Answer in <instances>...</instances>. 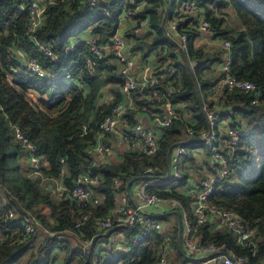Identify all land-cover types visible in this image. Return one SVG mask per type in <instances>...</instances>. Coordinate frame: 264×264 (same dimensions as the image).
<instances>
[{"label":"trees","instance_id":"1","mask_svg":"<svg viewBox=\"0 0 264 264\" xmlns=\"http://www.w3.org/2000/svg\"><path fill=\"white\" fill-rule=\"evenodd\" d=\"M32 1L0 0V264H52L58 252L65 254L63 264H155L154 257L161 244L157 234L148 235L140 246L131 248L126 254L114 252L112 248L103 249L98 255L99 261L95 262L96 245L89 250L83 248V243L95 234L92 222H87L81 230H73L74 216L78 215L79 210L67 192L57 197L48 187L52 185L55 189V181L62 178L64 185L72 189L77 176L90 170L101 178L100 183L93 187L101 203L95 207L87 205L83 212L93 216L107 215L115 206V178L121 181V191H125L129 182L135 178L161 179L166 175L167 152L171 147L186 143L189 153L197 147L193 144L194 139L188 137L191 139L188 141L183 138L189 125L180 120L161 128L160 150L153 157L132 152L126 154L118 165H92L89 150L96 144L101 120L122 100L121 87L125 79L111 56L96 61L95 71H87L85 66L90 52L83 35L90 31V35L97 36L102 42L114 36L118 18L108 16L106 12L111 15L115 4L107 2L103 10L83 7L80 0H39L53 3L46 8L42 25L33 34L34 39H31L26 32L28 13L19 6H28ZM145 1L147 4L137 18L148 19L149 31L144 37L129 34L128 38L135 40V50H145L143 58H146L149 51L164 45L158 54L157 63L170 59L176 72L158 90L163 92L170 87L181 88L180 93L172 95L171 103L186 105L197 124L189 128H204L206 119L198 87L215 85L201 77V70L215 61V58H211L206 50L194 46L197 35L190 32V56L201 61L195 78L187 62L173 53L175 41L162 26L160 16L163 0ZM207 2L217 9L216 15L207 7L216 38L228 39L232 43V75L236 79L254 82L263 94L262 100L252 105L249 95L236 90L223 91L222 98L230 108L229 113L223 116L233 119L232 127H240L236 121L238 116L247 119L253 132L242 138L241 146L235 153L230 177L218 182L210 196V201L215 205L233 210L244 225L255 228L256 235L252 240L254 245H238L232 234L214 228L209 222L196 225V219L190 211V197L176 191V188L186 183L188 174H183L182 181H168L161 186L150 187L149 190L182 202L190 221L197 227L196 235L201 238L202 245H225L227 249L246 256L251 263L256 264L264 262V0ZM227 8H232L237 17L238 23L235 25L226 22L227 14L222 10ZM76 39L80 41L73 45ZM150 39L152 41L148 42ZM39 44L49 46L56 58L42 55ZM71 46L72 50H69ZM16 47L24 48L28 56L37 58L49 72V77L20 75V81H9L11 68L19 66V61L13 56ZM218 54L221 59V53ZM216 57L217 61L218 55ZM75 65L80 66L86 91L80 90L76 84L64 80L60 75L65 70L75 74ZM107 86L111 87L113 98L109 102L100 103L104 87ZM30 93L35 95V99L28 97ZM146 93L149 90L142 95ZM16 127L36 147V155L41 161V174L48 179L44 186H39L38 179L26 173L32 171V166L27 150L15 136ZM186 156L191 159L190 155ZM22 158L28 161L27 167L22 164ZM61 160L64 162L61 163ZM150 166L154 168L152 173L147 170ZM62 168L65 170L64 176L61 174ZM9 210L18 218L35 216L44 227L60 236L34 235L26 239L23 228L7 219ZM154 217L163 224L171 217L175 219L170 236L174 256L167 264H189L192 258L179 249L176 216L163 214ZM112 232L122 233L129 243L131 235L135 233L127 228Z\"/></svg>","mask_w":264,"mask_h":264},{"label":"built area","instance_id":"2","mask_svg":"<svg viewBox=\"0 0 264 264\" xmlns=\"http://www.w3.org/2000/svg\"><path fill=\"white\" fill-rule=\"evenodd\" d=\"M118 1V0H117ZM107 2L113 0H80L83 7L92 9L102 8ZM161 18L162 26L166 29L172 40L175 41L174 53L185 60L189 65L192 74L197 76V68L201 61L193 59L189 53V36L190 32L195 33L201 40L207 41L205 50H217L221 53L222 74L209 90V94L200 91L199 99L202 111L206 119L204 128H189L187 137L194 139L193 144L204 146L206 153L210 155L215 168V173L212 177L204 178L199 181L197 187L192 188V184L188 181L176 188L180 193H186L192 202L190 203V211L196 219V225L201 226L206 222L218 224V228L224 229L235 237L236 243L240 246H248L253 243V238L256 235L255 228H250L243 224L237 214L231 210L218 207L210 201V196L213 194L215 185L228 179L231 175L233 164L235 163V153L241 146L242 138L249 136L252 133L251 128L229 127L223 130L221 127V114L215 109L214 102L218 99V93L225 90L240 91L244 95H249L250 104H258L263 97L259 86L249 80L236 79L231 72L232 43L228 39L219 40L216 38V33L212 23L209 20V9L217 13V9L213 4L207 3V0H163ZM53 2H41L39 0L32 1L28 6L20 5L21 10L27 11L28 22L26 32L31 39H34V33L42 25L43 16L46 8ZM207 3V5H205ZM119 6H122L120 14L117 10L112 11L108 16H117L121 18H133L135 16V24L131 29V35L138 37L149 28L148 19H138L137 14L141 11V4L135 0H120ZM89 48L90 58L86 61L87 71H95L97 66L96 61H103L108 56L118 67L120 75L125 79L121 87L122 94L127 95L131 92L144 93L149 90L152 95L153 102L164 107L166 112L161 117L154 118L159 128H166L175 121H180L182 118L179 113L173 110V104L170 98L175 93H180L181 88L170 87L163 92L158 90V87L168 82L169 76L176 72V68L171 64L170 59H165L162 62L156 63L155 74L147 82H137L131 75V70L136 66V60L129 56V40L124 34L118 31L108 41H100L97 36L89 35L85 39ZM76 45L75 43H72ZM72 50V46L69 48ZM39 51L46 57L56 58L51 48L46 45L39 44ZM13 56L19 61V66L13 67L8 75V80L11 82L20 81V75H36L41 78L49 77V72L43 68L41 63L35 57H30L24 48L18 49L13 53ZM109 64V63H107ZM76 66V65H75ZM148 64L144 65L143 70H148ZM80 66L75 67V74L71 71H63L60 75L64 80L72 82L82 91H86V85L83 81ZM29 98H34L35 95L30 93ZM126 114V105L120 101L113 106L110 111L104 116L99 124V133L96 138V143L99 136L103 134L119 133L123 141L129 148L139 155L146 157L155 156L160 150L159 135H156L151 130L146 129L142 124L136 123L128 126L124 131H119L118 124L121 118ZM193 125H197L194 123ZM15 136L21 141L22 146L27 150L29 162L32 166L30 177L37 178L39 186H44L47 178L41 174L40 159L36 155L35 145L21 132L19 128H15ZM108 148L101 143H97L89 150L90 156H104L108 152ZM187 153V144L180 143L172 148L169 161L167 163L166 177L158 182L148 179L141 182L139 185H133L130 190L125 193L120 190L121 181L115 178L113 181L117 196L114 201V208L104 216H93L91 213L83 212L87 205L93 207L101 203V198L96 194L93 187L97 186L101 178L97 174H93L90 170L81 172L75 179V184L72 189L64 185L62 178L55 181V189L52 186L53 193L57 197H61L67 192L74 202L75 208L79 210L78 215L74 216L73 230H81L82 227L89 221L92 222L95 234L92 238L83 243L84 250H89L96 245L97 256L94 261L98 262L101 250H114L111 245L108 247L105 241L112 239L114 244L121 247L119 254L129 253L131 248L140 246L145 238L150 234L160 236L161 244L156 257L155 264H167L173 257V249L170 242V235L164 231L163 223L155 219V215L147 214V210L156 207L165 206L168 210L179 211L182 222V248L183 252L188 257L195 255L203 257H213L218 264H253L244 255L236 254L234 251L227 249L225 245H202L201 238L196 235L197 227L192 224L189 219V213L181 201L162 196L159 193L149 190L153 186H161L168 181H182L183 174L180 170L181 158ZM64 160H61L63 163ZM96 160H91L94 165ZM148 172L152 173L154 168L148 167ZM61 174L64 176L65 170L61 169ZM39 176V177H38ZM2 208L0 207V214ZM7 219L12 220L15 224L21 226L24 231L25 238L34 235L54 236L58 235L50 229L44 227L41 221L35 216L26 215L20 218L15 216L11 210L7 213ZM53 223V221H51ZM121 228L134 230L131 235L130 243L122 233L112 232ZM108 238L104 239V236ZM60 236V235H58ZM80 261V260H78ZM52 264H56L52 262ZM72 264H78L73 262ZM256 264H264L259 262Z\"/></svg>","mask_w":264,"mask_h":264},{"label":"crops","instance_id":"3","mask_svg":"<svg viewBox=\"0 0 264 264\" xmlns=\"http://www.w3.org/2000/svg\"><path fill=\"white\" fill-rule=\"evenodd\" d=\"M135 2L141 4V8H140L141 11L143 10L144 6L147 4L145 0H141V1L135 0ZM207 3L205 5H207ZM111 4H115L113 11L117 10L118 11L117 14H120L122 6L121 7L119 6L120 5L119 2L116 0H113ZM138 14L136 16H138ZM215 14L217 15L218 13H215ZM134 24H135V16H133V18H129V17L121 18L118 20L117 31L120 34H124L128 37V35L131 34V29L133 28ZM147 31H149V28H147L143 32V34H141L139 37H144V34ZM89 32L84 34L83 38H86L87 36H89L90 35ZM128 40H129L128 45H129V50H130L129 56L133 57L136 60V66L135 68L131 70V75L137 82H147L153 77V75L156 72L155 66L158 61V54L160 53L164 45H160L157 47V49H153L149 51L147 55H145L146 58H143L142 55L143 53H145V50L143 48L140 49V51L135 50L134 49L135 40H133L132 38H128ZM79 41L80 40L76 39L73 41V43L77 44ZM151 41L152 39H150L148 42H151ZM206 44H208L207 41L201 40L197 35V38L194 41V46L198 49L205 50ZM173 53H174V48H173ZM207 53L211 55V58L214 57L215 61L210 63L208 66H205L201 70V77L202 79H209L213 85L218 80L220 75L222 74V64H221L222 56L220 59V55L218 54L219 52L214 49L208 50ZM174 54L178 58H181L176 53ZM216 55H218L217 61H216V58H217ZM145 64H148L149 66L148 70H143ZM210 87L211 86H208V87L201 86L200 90L204 93L209 94ZM110 88L111 87L109 86L104 87V93H103V96H104L105 92H108V94L110 95L109 96L110 99L108 101H100V103L109 102L112 100L113 96L110 92ZM142 94L137 93V92H131L130 94H127V95L122 94L121 101L124 102L126 105V114L121 118L118 124V129L119 131H124L128 126L139 123V124H142L146 129L154 132L156 135H160L161 128H159L158 124L154 121V118H156L157 116L161 117L166 112V109L158 105L157 103L153 102L151 93H146L144 95ZM223 96H224V93L222 91L218 93V99L217 101L214 102V107L222 116L221 117L222 119L221 127L223 128V130H226L227 128L232 127L231 124L233 123V119L229 118L228 116H223V115L228 114L230 111V108L225 105V102L223 100L224 98H222ZM95 105H97V102ZM173 110L179 113L180 117L182 118L183 121H185L186 125L190 126L196 123L195 118H193L192 114L187 109L185 104H178V105L175 104L173 105ZM236 121L240 124V128H251L253 132V127L249 125V121L247 119H244L241 116H238ZM189 126H188V129H189ZM183 138H185L188 141H191V139L187 137V131H186V135ZM97 143L103 144V146H105L109 150L104 156L95 155L92 158L93 160H96L95 162L96 164L103 163V164L118 165L123 161L124 156L126 154L133 152L129 148V146L123 141L119 133L103 134L102 136H99ZM196 146L197 147L193 149L192 152L190 153H189L190 149H187L186 155H190L191 159H187V156L184 155L181 158V164H180L181 173L188 174L187 181L192 184V188L197 187V184L199 183V181L203 180L204 178L212 177L215 173V168L213 166L212 158L210 157V155L206 153V148L204 146H198V145ZM21 160L23 161L22 164L25 167H27L28 161H26V159L24 158H22ZM26 173H30V171H27ZM166 174H167V171H166ZM144 180H148V179L144 177L135 178L134 180H132V183L130 186L129 184L126 186V190L124 192L127 193V191L130 190L133 185H139ZM151 180L158 182L157 180H160V179L156 178V179H151ZM48 188L52 189V185H49ZM191 202H192V199L190 200V203ZM172 212H173L172 210H168V208L165 206H162L161 208L153 207L147 210V214L149 215L155 214V216H158V215L161 216L163 214L174 215L172 214ZM171 220L175 221L174 217H171L169 219V221ZM169 221L164 223L163 226H164V231L168 235L171 236V229L173 226L170 228L169 226H166V224H168ZM217 225L218 224L215 223L214 228L220 229L218 228ZM73 242L74 244L76 243L75 240ZM105 244L108 247L112 245L115 251H118L121 249L119 245L113 243L112 239L105 241ZM173 256H174V252H173ZM191 258H192V261L189 264H218L217 260L213 257H203V256L195 255V256H192ZM64 259H65V254L58 252L57 257L55 259L56 264H63Z\"/></svg>","mask_w":264,"mask_h":264},{"label":"rangeland","instance_id":"4","mask_svg":"<svg viewBox=\"0 0 264 264\" xmlns=\"http://www.w3.org/2000/svg\"><path fill=\"white\" fill-rule=\"evenodd\" d=\"M222 12H225L227 14V17H226V22L229 24H232V25H235V23L237 22V17L235 16L232 8H227V9H223ZM110 95L108 94V92H105V95L100 98V101H108L110 99L109 97ZM21 162L23 163V161L21 160ZM39 177V176H38ZM155 215V214H154ZM170 223V224H169ZM168 224H166V226H169L172 227L175 225V221H169ZM166 229V228H165ZM173 229V227H172ZM168 231V230H167Z\"/></svg>","mask_w":264,"mask_h":264},{"label":"water","instance_id":"5","mask_svg":"<svg viewBox=\"0 0 264 264\" xmlns=\"http://www.w3.org/2000/svg\"><path fill=\"white\" fill-rule=\"evenodd\" d=\"M95 104H96V102H95ZM172 148L173 147H171L169 150H168V152H167V163H168V161H169V158H170V154H171V151H172ZM143 170H144V168H143ZM131 183H132V181L129 183V186L131 185ZM172 214H174V215H176V217H177V219H178V230H179V249H180V251L183 253V248H182V222H181V214H180V212L179 211H174V212H172Z\"/></svg>","mask_w":264,"mask_h":264}]
</instances>
